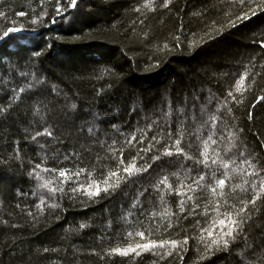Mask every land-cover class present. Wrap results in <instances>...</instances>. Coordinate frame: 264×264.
<instances>
[{
  "label": "trees",
  "instance_id": "trees-1",
  "mask_svg": "<svg viewBox=\"0 0 264 264\" xmlns=\"http://www.w3.org/2000/svg\"><path fill=\"white\" fill-rule=\"evenodd\" d=\"M164 3L0 0V264H264V0Z\"/></svg>",
  "mask_w": 264,
  "mask_h": 264
},
{
  "label": "snow or ice",
  "instance_id": "snow-or-ice-1",
  "mask_svg": "<svg viewBox=\"0 0 264 264\" xmlns=\"http://www.w3.org/2000/svg\"><path fill=\"white\" fill-rule=\"evenodd\" d=\"M240 2L243 3L244 0H240ZM62 3H63V0H56V7H55V13H56V15L61 16V18H63V15L65 14V12H66L67 9H76V8L78 7L79 0H70V3H68V4L66 5V7H62ZM167 3H168V0H165V3H164V6H165V7H167ZM20 15H24V13H20ZM45 15H47V13H41V18H43V16H45ZM252 15H255V12H253ZM248 18H249V17H248L247 14H244V15L242 16V19H245V20H246V19H248ZM53 22H54V21H53ZM32 23H33V24H36V23H37V19H33V20H32ZM19 31H21V30H20V29H16V28H9L6 32H4V36L7 37V36L9 35V33H12V32H19ZM259 44H260V47H261L262 49H264V39H261V40L259 41ZM35 55H39V53H35ZM243 80H244V77L241 76V79H240V81H237V84L239 85V84L241 83V81H243ZM237 90H239V89H237ZM228 95H232V93L229 92ZM258 99H260V100H264V97H259ZM213 123H215V119H213ZM92 131H93L92 128H89V132L91 133ZM39 135H48V136H51L52 133H51V131H49L48 129H45V130L43 131V133L38 132V133H37V136H39ZM129 143H131V141H129ZM176 145H177V147H176V153L179 154V153H181V152L183 151V149H182L181 147L178 146V145H179V141H178V140L176 141ZM164 155L171 156V155H173V153H172L169 149L165 148V150H164ZM201 156L204 157V159L201 160V161H198V163H203V164L205 165V167H207V166H208V158H207L206 152H202V153H201ZM158 158H159V157H155V156H154V157H153V160L158 159ZM212 163L214 164V163H216V161L213 160ZM244 163H248V162H247V161H244ZM228 166H229L228 164H224V165H223V167H224L225 169H227ZM36 167L39 168L40 165H37ZM249 167L252 168V169H255L256 166H255L254 164H249ZM133 171H140V169H134L132 165H129L128 167L124 168V172L128 173L129 175H131V174L133 173ZM80 172H84V169H83V168L80 169L79 172L77 173V175H79ZM60 174H61L62 176H65V175H67V172H66V170H62ZM110 175H111V176H116L117 173H116V172H111ZM225 175H227V173H225ZM251 175L255 176V175H256L255 171H253V172L251 173ZM105 179H107V177H106ZM202 180H204V176H203V175H201L200 178H199V181H202ZM199 181H194V183H196V184L199 185ZM224 184H225V180H224V179H220V180L218 181V185H219V186L223 187ZM40 186H41V187H47V184L45 183V184H42V185H40ZM164 186H165V187H168V185H167L166 182L164 183ZM255 186H256V182L253 181V187H255ZM113 187H114V186H113ZM259 188L261 189V191H264V182H261V183L259 184ZM49 191L51 192V191H53V190H52V189H49ZM77 191H80V189H78V188H73V192H77ZM101 191H102V190L99 188L98 185H97L95 191H93V190H92V185L89 184L88 189L86 190V194H87L89 197H92V196H98V195L100 194ZM103 191H104V192H107L108 189L105 188V189H103ZM190 199H195V197H190ZM256 199H257V197L254 196V197L252 198V200L249 201V203L255 204ZM134 203H135V202H134ZM182 204H183V201H181V205H182ZM37 207H40V205L37 204ZM53 207H56V205H53ZM180 211H184V208L181 207V208H180ZM240 212H241V213L244 212V208H241V209H240ZM219 223H220L221 226H224L226 222H225L224 220H220ZM242 223H243V222L240 221V220H232V219H229V221H228V231H227V233H225V235H226L227 237L231 238V239H236V238L238 237V235H239V230L242 228ZM80 227H81V228H84L85 225H84V224H81ZM137 235H140L141 237H143V233H142V232H138ZM167 243H171L173 246L176 245V242H175V241H171V242L165 241V242H161V244H160L159 246H160V247H163L164 244H167ZM185 243H187V240H185ZM221 243L223 244V246H224L225 248H227V247H228V244H229V240H228V239H222L220 242H218V241H216V240H213V241H212V244H213V245H219V244H221ZM156 246H157V245H156L155 242L150 241L149 243H146V244H143V245H139V244H138L136 247H137V248H140V249H144V250H146V249H149V248H154V247H156ZM209 247H211V246H209ZM45 251H47V249H46ZM113 251L116 252V253L122 254V255H128L129 252H134L135 249L129 248V249L124 250V251H122V250H120V249H114ZM137 254H139V253H137Z\"/></svg>",
  "mask_w": 264,
  "mask_h": 264
},
{
  "label": "water",
  "instance_id": "water-1",
  "mask_svg": "<svg viewBox=\"0 0 264 264\" xmlns=\"http://www.w3.org/2000/svg\"><path fill=\"white\" fill-rule=\"evenodd\" d=\"M69 10H71V9H69ZM67 12H68V11H66L65 14H66Z\"/></svg>",
  "mask_w": 264,
  "mask_h": 264
}]
</instances>
